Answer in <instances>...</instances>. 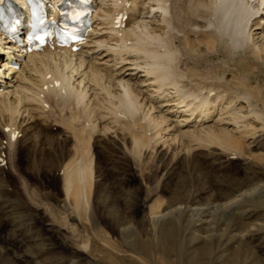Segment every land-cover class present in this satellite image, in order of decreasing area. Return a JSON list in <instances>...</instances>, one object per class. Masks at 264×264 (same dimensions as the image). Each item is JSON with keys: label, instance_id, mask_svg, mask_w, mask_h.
Listing matches in <instances>:
<instances>
[{"label": "rangeland", "instance_id": "obj_1", "mask_svg": "<svg viewBox=\"0 0 264 264\" xmlns=\"http://www.w3.org/2000/svg\"><path fill=\"white\" fill-rule=\"evenodd\" d=\"M197 39L202 40L200 35ZM214 41L184 51L178 70L193 79L192 84L212 86L224 96L246 91L249 102L264 111V62L257 58L263 54L251 56L225 40ZM51 101L38 108L42 117L36 120L30 139L24 141L19 135L9 143L0 130V189L12 202V214L24 222L21 237L14 228L0 226V244L5 242L11 257L19 256L18 264L34 261L24 243L33 235L65 264L68 260L74 264H264V228H255L244 238L238 235L247 225H264V207L258 204L264 203V190H256L255 198L245 203L244 216L227 204L264 177L262 121L255 125L260 129L231 152L187 136L172 146L156 144L144 121H134L131 127L123 122L125 136L109 124L110 132H103L105 125L98 124L86 128L79 141L72 134L77 121L67 117L80 111L55 107ZM131 134L139 135L144 144L133 147ZM57 160L67 162L70 169L88 161L93 176L65 191L62 170H50ZM173 203L182 211L187 209L188 215L170 213L158 225L153 223L158 212Z\"/></svg>", "mask_w": 264, "mask_h": 264}, {"label": "bare ground", "instance_id": "obj_2", "mask_svg": "<svg viewBox=\"0 0 264 264\" xmlns=\"http://www.w3.org/2000/svg\"><path fill=\"white\" fill-rule=\"evenodd\" d=\"M95 3L97 12L93 29L87 40L80 43L78 52H72L70 48H44L39 53L24 54L0 36V130L4 131L9 143H13L16 133L24 141L30 139L36 120L42 117L38 108H45L49 99L55 107L70 106L80 111L72 113L73 116L68 113L69 107L66 108L69 121H77L72 134L79 141H82L80 137L86 128L98 124L105 125L103 132L109 133V129L115 127L125 136V124L131 123V127L134 121H144L147 132L152 134L150 140L157 139L156 144L162 141L172 146L187 136L197 143H215L223 152H228L241 148L243 138L260 129L255 126L258 122L262 121L261 128H264V111L249 102L246 91L239 93L233 89L232 93H236L225 97V93L214 91L212 86L192 84L193 79L178 70L184 51L193 52L201 45L217 43L214 40H225V44L234 49L244 48L251 56L257 57L261 53L263 56L257 58L262 64L264 0H95ZM118 15L121 19L117 26L114 19ZM199 35L202 40L197 39ZM5 49L10 51V58L19 66L18 71L4 64L8 51ZM240 103L244 105L239 106ZM107 124L111 127L108 128ZM134 135L131 134L130 142L133 147L139 146L142 140L139 135ZM57 161L50 170H62L64 190L93 176L92 165L87 160L77 169H70L67 162ZM256 190H264V177L259 184L244 192L239 191L241 193L227 204L231 209L242 211L238 213L244 216L247 212L245 203L255 198ZM4 192L0 189V226L6 224L14 228L12 231H17L16 235L21 237L24 222L12 214L11 200L4 198L7 195ZM262 197L264 199V195ZM258 204L264 207V203ZM181 211L178 205L170 204L163 207L152 221L158 225L165 215ZM182 212L188 215L189 211ZM198 217L199 222L201 217ZM192 221L189 216V223ZM255 228L261 231L264 225H247L238 235L244 238ZM24 240L34 261L21 264H65L44 247L45 241L34 235ZM4 243L0 244V264H18L19 256L11 257ZM68 261V264H74Z\"/></svg>", "mask_w": 264, "mask_h": 264}, {"label": "snow or ice", "instance_id": "obj_3", "mask_svg": "<svg viewBox=\"0 0 264 264\" xmlns=\"http://www.w3.org/2000/svg\"><path fill=\"white\" fill-rule=\"evenodd\" d=\"M36 39H39V40L43 41L44 37L43 36H38V37H36Z\"/></svg>", "mask_w": 264, "mask_h": 264}]
</instances>
